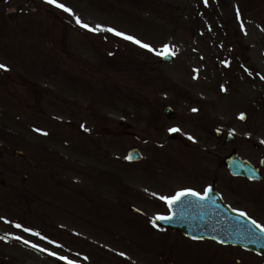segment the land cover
I'll list each match as a JSON object with an SVG mask.
<instances>
[{
	"label": "rangeland",
	"instance_id": "1",
	"mask_svg": "<svg viewBox=\"0 0 264 264\" xmlns=\"http://www.w3.org/2000/svg\"><path fill=\"white\" fill-rule=\"evenodd\" d=\"M219 1L57 0L71 13L47 0L0 3V53L7 45L12 59L6 75L0 70V242L7 244L0 254L5 260L57 264L64 256L74 264H101L100 256L126 252L131 245L146 249L150 232L143 224L149 219L134 215L131 207L160 213L161 206L147 204L164 196L170 176L189 178L181 171L165 173L158 162L149 172L147 166L169 152L189 158L201 145V122L210 126L218 120L207 130L229 126L238 136L255 125V139L264 138V0ZM219 16L233 19V25L222 24L216 45L207 31L211 23L218 25ZM77 17L90 27L135 37L154 51L111 32L89 31ZM234 28L239 34L232 40ZM27 51L33 52V67L25 71L28 62L20 57ZM229 52L235 61L225 65ZM166 53H174L171 64L161 62ZM238 58L245 60L242 67ZM54 64L55 74L72 88L63 79L53 81ZM61 67L71 76L61 74ZM165 106L178 111L175 121L163 118ZM244 111L246 123L240 121ZM171 128L180 129L176 142L169 138ZM133 147L143 159L128 165ZM15 151L24 158H15Z\"/></svg>",
	"mask_w": 264,
	"mask_h": 264
},
{
	"label": "flooded vegetation",
	"instance_id": "2",
	"mask_svg": "<svg viewBox=\"0 0 264 264\" xmlns=\"http://www.w3.org/2000/svg\"><path fill=\"white\" fill-rule=\"evenodd\" d=\"M220 139L223 149L200 151L196 162L183 166L180 170L189 178L171 175L165 190L166 197L192 189L201 195H207L208 189L215 195L212 206H222L228 211L240 214L264 225V146L247 138L245 142L235 141L228 145ZM238 154L248 166L256 171V178L234 176L227 167V157ZM175 165L174 167H176ZM245 168H242L244 170ZM160 204L161 214L170 216L172 211L165 201ZM206 204H209L207 201ZM219 216V214H217ZM151 247L142 254H111L103 264H264V255L237 245L222 244L211 239L194 240L172 229H162L152 222Z\"/></svg>",
	"mask_w": 264,
	"mask_h": 264
},
{
	"label": "snow or ice",
	"instance_id": "3",
	"mask_svg": "<svg viewBox=\"0 0 264 264\" xmlns=\"http://www.w3.org/2000/svg\"><path fill=\"white\" fill-rule=\"evenodd\" d=\"M47 3L54 5L55 7L60 8V9L64 10L65 12H69V13L72 12V10L70 8L66 7L62 3H58L57 0H47ZM205 3H207V0H205ZM77 23L80 24L81 27H83V28H85V29H87L89 31L97 32V31L103 30V31H106V32H111V33L115 34L116 36L122 37V38H124L126 40H129V41H132V42H134L136 44H139L141 47H143L145 49H149L150 51H154L150 47V45H148V44H142L141 41H139L135 37H132L130 35H126L125 33L119 32V31H117L114 28H103V29H101L100 26L90 27L88 24L83 23L79 19V17H77ZM0 69L5 70V71L8 70L7 69V66H5L3 64H0ZM193 111H197V109H193ZM240 118L241 119H244L243 114H241ZM37 131H41V130L40 129H37ZM169 131L172 132V133H177V132H180V129L179 128H171V129H169ZM42 134L47 135L48 133L47 132H43ZM189 138L191 139V137H189ZM128 158L131 159V157H128ZM208 191L210 192L211 189H208ZM187 196L198 197L201 200H206L208 198L207 195H201L199 192H196V191H194L192 189H187V190L180 191L175 196H172V197H163L162 196L160 198L162 200H164L169 205V207L171 208L173 205L178 204L179 202L182 201V199L184 197H187ZM240 215L241 216H246L247 214L244 213V212H241ZM170 219H172L171 216H157L155 218V220L153 221V223L155 224V221L156 220H170ZM249 219H250L251 224L253 226H255L256 228H259L262 232H264V225L258 224L256 220L251 219L250 217H249ZM16 227L19 228V227H22V226L19 225V224H17ZM24 231H30V229L25 228ZM36 235H39V233H36ZM17 239H21V237H17ZM24 242L25 243H28V241H24ZM221 243H223V241H221ZM32 247H37V245L33 244ZM50 255H56V253L53 252V253H50ZM59 258L61 260L67 261V264H74V262L71 261V260H68L67 257L61 256Z\"/></svg>",
	"mask_w": 264,
	"mask_h": 264
},
{
	"label": "water",
	"instance_id": "4",
	"mask_svg": "<svg viewBox=\"0 0 264 264\" xmlns=\"http://www.w3.org/2000/svg\"><path fill=\"white\" fill-rule=\"evenodd\" d=\"M165 60L169 61L171 60V58L169 56H166L165 57ZM170 112L169 109L166 110V113ZM19 156H21L19 154ZM130 157L132 160H137L138 158V151L137 150H133L130 152ZM185 223H183L181 226H179L178 229H180L182 232L188 234V235H193V236H196L198 234V232L200 231L201 227H197L195 226V223H191L189 220L187 221H184ZM189 222V223H188ZM167 223H165L164 225H166ZM257 232L255 230H252V237L254 236V238L257 236ZM199 235V234H198ZM249 247L251 248H256V247H259L261 246V243L257 240L254 239V241L251 239L250 240V243L248 244Z\"/></svg>",
	"mask_w": 264,
	"mask_h": 264
}]
</instances>
